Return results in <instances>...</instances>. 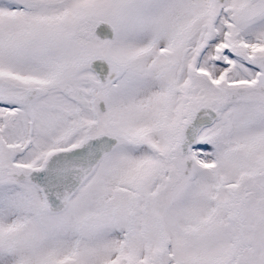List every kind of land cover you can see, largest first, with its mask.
Wrapping results in <instances>:
<instances>
[{
  "label": "snow or ice",
  "instance_id": "6c2138e0",
  "mask_svg": "<svg viewBox=\"0 0 264 264\" xmlns=\"http://www.w3.org/2000/svg\"><path fill=\"white\" fill-rule=\"evenodd\" d=\"M0 264H264V0H0Z\"/></svg>",
  "mask_w": 264,
  "mask_h": 264
}]
</instances>
